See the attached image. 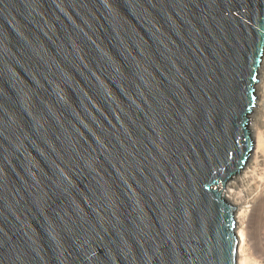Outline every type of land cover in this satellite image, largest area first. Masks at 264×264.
Returning <instances> with one entry per match:
<instances>
[{
    "label": "water",
    "instance_id": "95a60500",
    "mask_svg": "<svg viewBox=\"0 0 264 264\" xmlns=\"http://www.w3.org/2000/svg\"><path fill=\"white\" fill-rule=\"evenodd\" d=\"M264 0H0V264H236Z\"/></svg>",
    "mask_w": 264,
    "mask_h": 264
},
{
    "label": "bare ground",
    "instance_id": "6f19581e",
    "mask_svg": "<svg viewBox=\"0 0 264 264\" xmlns=\"http://www.w3.org/2000/svg\"><path fill=\"white\" fill-rule=\"evenodd\" d=\"M257 77H258V81L255 85V92H256L255 103L249 114V125H248L250 132H251L252 139H253L252 151L247 161L245 162L244 166L242 167V169L228 181V183L226 184L223 190L224 197L236 207V210L234 213L235 215L234 216L235 217L234 231L237 237L236 264H247L246 263V251H247V248L249 247L247 245L249 242L247 239L248 230H246L247 225H248L247 223H249L247 222V218L251 213L255 212V210L260 205L262 206L261 203H264V185L259 184L257 182L258 180L256 181V178H255V174H256L255 171L258 169L257 167L261 165V163L264 162V53L262 56L261 63L257 69ZM258 91H259V96H258L259 99H257ZM251 118H252V123L250 125ZM252 133L254 134L252 135ZM255 138L257 140H255ZM262 180H264V178ZM262 180L260 178V182ZM256 182L259 185H257ZM240 209H242V211L240 214H238V211H240ZM261 234H262V231H261ZM262 240H258L259 244L257 245L260 248L264 247L261 243ZM246 246L248 247L246 248ZM261 252H262L260 254L261 257L260 255L259 257L262 259V263L264 264V251L262 250V248H261Z\"/></svg>",
    "mask_w": 264,
    "mask_h": 264
},
{
    "label": "rangeland",
    "instance_id": "374dc122",
    "mask_svg": "<svg viewBox=\"0 0 264 264\" xmlns=\"http://www.w3.org/2000/svg\"><path fill=\"white\" fill-rule=\"evenodd\" d=\"M262 75V74H261ZM259 96V91L257 92V97ZM261 98V97H260ZM257 99H259V97L257 98ZM251 123H252V118H251V120H250V125H251ZM252 127V126H251ZM252 131V130H251ZM254 133H252V135H253ZM255 140H257L256 138H255ZM255 150V149H254ZM253 150V151H254ZM263 164H264V162L263 163H261V165H259L257 168V170L255 171L256 172V174H255V178H256V181L259 183V184H261V185H264V180H262L263 178H264V166H263ZM262 166V167H261ZM262 169V170H261ZM261 170V171H260ZM257 176V177H256ZM258 178V179H257ZM260 178H261V182H260ZM256 182V184L257 185H259L258 183ZM263 183V184H262ZM262 204V206L260 205L256 210H255V212H253V213H251L249 216H248V218H247V222H249V223H247L248 225H247V229L246 230H248L247 231V239H248V246H246V248H247V251H246V263L247 264H263L262 263V259L260 258L261 257V248H262V250L264 251V247H259L257 244H259V242H258V240H262V239H264V236H263V234H264V203H261ZM260 210V211H259ZM241 211H242V209H240V211H238V214H240L241 213ZM254 214V215H253ZM262 214V215H261ZM263 216V217H262ZM259 217V218H258ZM263 218V219H261V218ZM259 219V220H258ZM263 220V221H262ZM254 221V222H253ZM260 221V222H259ZM254 223V224H253ZM251 224V225H250ZM259 224V225H258ZM263 225V226H262ZM257 226H258V228H257ZM252 229H251V228ZM261 227V228H260ZM259 229H261V230H259ZM258 231V232H257ZM261 231H262V234H261ZM259 233V234H258ZM261 234V235H260ZM260 236V237H259ZM250 238V239H249ZM253 239H254V241H253ZM251 240H252V242H251ZM251 242V243H250ZM262 245L264 246V240H262ZM261 243H260V245H261ZM257 247H256V246ZM260 248V249H259ZM259 255H260V257H259ZM247 256H248V258H247ZM260 258V260H259V258ZM248 259V260H247Z\"/></svg>",
    "mask_w": 264,
    "mask_h": 264
}]
</instances>
